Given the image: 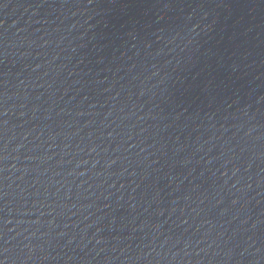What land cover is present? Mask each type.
Wrapping results in <instances>:
<instances>
[{
	"label": "water",
	"instance_id": "1",
	"mask_svg": "<svg viewBox=\"0 0 264 264\" xmlns=\"http://www.w3.org/2000/svg\"><path fill=\"white\" fill-rule=\"evenodd\" d=\"M0 264H264V0H0Z\"/></svg>",
	"mask_w": 264,
	"mask_h": 264
}]
</instances>
